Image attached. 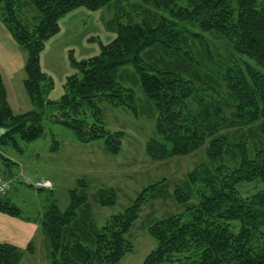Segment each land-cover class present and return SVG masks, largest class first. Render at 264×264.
Masks as SVG:
<instances>
[{
	"label": "trees",
	"instance_id": "1",
	"mask_svg": "<svg viewBox=\"0 0 264 264\" xmlns=\"http://www.w3.org/2000/svg\"><path fill=\"white\" fill-rule=\"evenodd\" d=\"M111 2L119 0H0L3 22L28 55L23 86L33 105L13 112L0 78V145L41 138L50 119L71 130L78 143L103 140L106 154H119L125 132L106 128L100 105L138 117L135 92L117 81L120 68L131 67L158 113L146 157L163 162L205 145L207 157L187 173L185 188L173 191L182 210L148 226L156 246L142 264H264V0H139L118 10L108 23L115 38L100 44L97 56L76 61L69 54L74 72L52 101L53 80L40 64L45 43L60 32L67 13ZM27 6L40 14L32 27L16 15ZM58 148L53 141L51 152ZM0 159L7 160L1 153ZM41 181L52 188L37 186ZM253 181L262 188L241 196L237 185ZM163 182L147 186L98 225L89 184L77 180L65 209L52 201L36 217L49 243V264H119L134 252L126 234ZM6 187L0 183V194ZM30 187L56 189L44 178ZM95 198L101 207L117 203L113 188L97 190ZM0 213L23 219L18 206L1 199ZM25 252L33 254V245L23 251L0 243V264H20Z\"/></svg>",
	"mask_w": 264,
	"mask_h": 264
},
{
	"label": "rangeland",
	"instance_id": "2",
	"mask_svg": "<svg viewBox=\"0 0 264 264\" xmlns=\"http://www.w3.org/2000/svg\"><path fill=\"white\" fill-rule=\"evenodd\" d=\"M138 2L119 0L95 11L81 7L60 18V32L45 43L40 54L41 68L53 80L49 95L52 101L60 99L65 78L74 72L69 54L76 61L99 55L100 44L105 45L116 36L115 31L108 28L115 13L128 11L131 4ZM1 12L0 6V78L11 109L19 114L33 109L23 86L28 55L3 22ZM16 15L22 24L30 27L38 23L40 16L31 6L17 10ZM117 81L133 89L138 107V117L135 118L126 108H114L105 103L100 105L106 128L125 132L119 154H106L103 140L78 143L71 130L50 119L43 122L41 138L32 142L17 140L16 145H0V153L7 159H0V183L7 184L6 193L0 194V199L18 206L23 218L0 213V243L15 245L23 251L32 244L34 249L33 254L24 253L20 264H49V243L36 217L52 201L65 209L68 190L74 188L79 179H85L89 184L88 202L98 225L127 208L144 188L164 180L162 188L157 190L160 191L157 197L147 200L139 218L126 234L125 238L132 242L134 252L127 254L119 264H142L145 256L156 246L148 235V226L182 210L172 197L173 191L185 188L187 173L207 161L206 145L188 156L163 162L150 161L144 149L146 142L155 134L158 113L144 95L139 77L131 67L120 68ZM53 141L59 143L55 152H51ZM43 178L57 182L53 193L30 187ZM103 188L115 189L117 203L114 207H101L97 203L96 191ZM237 188L245 197L255 194L262 185L253 181L238 184ZM262 242L261 237L256 244Z\"/></svg>",
	"mask_w": 264,
	"mask_h": 264
},
{
	"label": "built area",
	"instance_id": "3",
	"mask_svg": "<svg viewBox=\"0 0 264 264\" xmlns=\"http://www.w3.org/2000/svg\"><path fill=\"white\" fill-rule=\"evenodd\" d=\"M36 185L39 187H42L44 189H51L52 188V184L49 181H41V182H38Z\"/></svg>",
	"mask_w": 264,
	"mask_h": 264
},
{
	"label": "crops",
	"instance_id": "4",
	"mask_svg": "<svg viewBox=\"0 0 264 264\" xmlns=\"http://www.w3.org/2000/svg\"><path fill=\"white\" fill-rule=\"evenodd\" d=\"M44 179H49V178H44ZM49 180H51V179H49ZM52 181V180H51ZM53 182V181H52ZM53 184H54V186L56 187V185H57V182H53Z\"/></svg>",
	"mask_w": 264,
	"mask_h": 264
}]
</instances>
